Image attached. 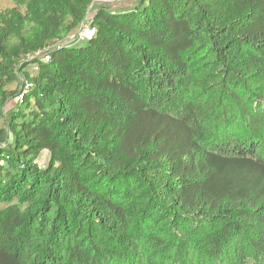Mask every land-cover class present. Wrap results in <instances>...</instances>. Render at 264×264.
Masks as SVG:
<instances>
[{
    "label": "trees",
    "instance_id": "trees-1",
    "mask_svg": "<svg viewBox=\"0 0 264 264\" xmlns=\"http://www.w3.org/2000/svg\"><path fill=\"white\" fill-rule=\"evenodd\" d=\"M91 1L0 13V264H264V0L98 5L33 56Z\"/></svg>",
    "mask_w": 264,
    "mask_h": 264
},
{
    "label": "rangeland",
    "instance_id": "rangeland-1",
    "mask_svg": "<svg viewBox=\"0 0 264 264\" xmlns=\"http://www.w3.org/2000/svg\"><path fill=\"white\" fill-rule=\"evenodd\" d=\"M140 0H92L89 5V10L87 16L81 20L78 25L73 28L68 35L64 38V40H54L48 43L44 48L33 54V56L40 54L43 56L46 53H49L50 49L58 46L59 44L67 41V43L72 42V38L79 31L82 22H89L90 17L94 13V8L98 5L107 6L112 11H120L133 8L136 6ZM10 9H16L23 15H26V2L25 0H0V13H4ZM34 24H32L29 20L25 22V26L23 29V33L27 34L33 28ZM93 28V27H92ZM94 31V28H93ZM83 43H79L76 45H81ZM32 56V57H33ZM27 73H33V65H30L26 69ZM22 84V76L17 75L16 77H7L3 76L0 73V127H4L6 120L9 118L10 113L16 109L18 104L17 96L21 89ZM4 102V103H3ZM11 137L9 135V141ZM47 151H43L38 159V165L43 166L46 163Z\"/></svg>",
    "mask_w": 264,
    "mask_h": 264
},
{
    "label": "built area",
    "instance_id": "built-area-1",
    "mask_svg": "<svg viewBox=\"0 0 264 264\" xmlns=\"http://www.w3.org/2000/svg\"><path fill=\"white\" fill-rule=\"evenodd\" d=\"M93 33H94V31H93V28L91 25V19H89V22H87V23H84V21H83L79 31L72 38V44L84 43ZM49 61H50V54L49 53H46L40 57L41 63H48ZM37 70H38V63H34L33 64V72H36ZM31 86H32V84L29 81V79L27 77L22 76L21 89H20L19 94L17 96L18 103L22 101L24 95L30 90Z\"/></svg>",
    "mask_w": 264,
    "mask_h": 264
}]
</instances>
